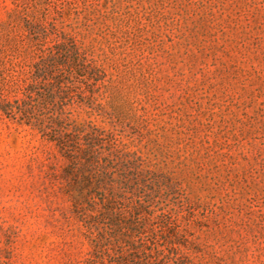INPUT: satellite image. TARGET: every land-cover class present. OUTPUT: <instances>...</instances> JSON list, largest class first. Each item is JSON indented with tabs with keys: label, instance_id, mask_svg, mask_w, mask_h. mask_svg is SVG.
<instances>
[{
	"label": "rangeland",
	"instance_id": "374dc122",
	"mask_svg": "<svg viewBox=\"0 0 264 264\" xmlns=\"http://www.w3.org/2000/svg\"><path fill=\"white\" fill-rule=\"evenodd\" d=\"M0 264H264V0H0Z\"/></svg>",
	"mask_w": 264,
	"mask_h": 264
},
{
	"label": "trees",
	"instance_id": "16d2710c",
	"mask_svg": "<svg viewBox=\"0 0 264 264\" xmlns=\"http://www.w3.org/2000/svg\"><path fill=\"white\" fill-rule=\"evenodd\" d=\"M70 64V63H69ZM71 64H72V66L71 67H74V66H76V64H77V61L75 60V59H71ZM38 68H37V72H36V76L37 77H39V76H41V74H42V69H41V65H38L37 66ZM40 67V68H39ZM76 68V67H75ZM67 73H69V74H71L72 73V70H70V71H67ZM69 80V78H68V76L66 75V73H65V71H61L60 72V74L59 75H57V76H54V77H52V82L50 83V85H49V87L50 88H54V87H57V88H60V89H63V87L64 86H62V84L66 81H68ZM65 90H68L69 89V86H67V84H65V88H64ZM35 92H37V88L36 87H34V86H31L29 89H28V92H27V94L28 95H31V94H33V93H35ZM46 92H51V91H49V90H46ZM37 95H38V93H36ZM49 94H51V96L53 95L52 93H49ZM12 109H3V111L5 112V113H7V111H11ZM20 110V107L18 108V111ZM42 132H45L44 131V129H40ZM81 130H79V132H80ZM48 134V133H47ZM50 140H53V139H50ZM59 144L61 145V146H64V144H63V142H59ZM93 157V159L96 157V155L94 154V155H92ZM96 161H97V158H96Z\"/></svg>",
	"mask_w": 264,
	"mask_h": 264
}]
</instances>
